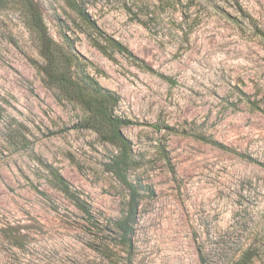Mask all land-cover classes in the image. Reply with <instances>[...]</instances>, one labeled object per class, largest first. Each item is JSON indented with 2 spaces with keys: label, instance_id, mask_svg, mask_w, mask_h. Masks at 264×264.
<instances>
[{
  "label": "rangeland",
  "instance_id": "obj_1",
  "mask_svg": "<svg viewBox=\"0 0 264 264\" xmlns=\"http://www.w3.org/2000/svg\"><path fill=\"white\" fill-rule=\"evenodd\" d=\"M34 1L73 78L116 96L142 196L127 251L107 129L47 83L22 4L0 0V264H264V0H76L127 49L112 59L65 0Z\"/></svg>",
  "mask_w": 264,
  "mask_h": 264
},
{
  "label": "trees",
  "instance_id": "obj_2",
  "mask_svg": "<svg viewBox=\"0 0 264 264\" xmlns=\"http://www.w3.org/2000/svg\"><path fill=\"white\" fill-rule=\"evenodd\" d=\"M156 1L159 2V6L174 10L179 0ZM19 2L25 12L27 27L38 42L39 54L45 64L42 71L47 83L56 88L65 101L76 104L80 108L86 118L84 121L89 123L90 128L98 131L99 125H103L108 132L106 134L101 133V135L118 151L109 165V172L125 187L127 195L120 217L107 220V226H110L116 237L117 245L130 251L134 225L142 196L140 186L129 182L126 177L133 159L130 142L122 135L121 127L128 125L130 122L114 115V108L118 101L116 96L101 88L96 81L89 77L81 81L73 78L69 60L64 57L61 50L48 36L40 6L34 0H19ZM65 3L84 24L102 37L92 39L91 45L103 56L112 59L115 53L128 52L119 42L102 33L78 1L65 0ZM51 175L52 185L84 216L87 222L91 223L94 220V215L90 205L71 189L69 183L60 174L53 172ZM199 254L201 255L200 251ZM249 261L250 259L245 255L234 264H247ZM200 262L201 264H207L202 256Z\"/></svg>",
  "mask_w": 264,
  "mask_h": 264
}]
</instances>
